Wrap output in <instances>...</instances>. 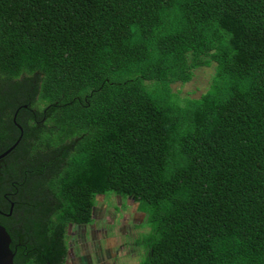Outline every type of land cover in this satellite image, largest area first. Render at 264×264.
<instances>
[{
    "label": "trees",
    "instance_id": "1",
    "mask_svg": "<svg viewBox=\"0 0 264 264\" xmlns=\"http://www.w3.org/2000/svg\"><path fill=\"white\" fill-rule=\"evenodd\" d=\"M20 135L13 264H66L109 194L144 216L138 264H264V0H0V154Z\"/></svg>",
    "mask_w": 264,
    "mask_h": 264
},
{
    "label": "rangeland",
    "instance_id": "2",
    "mask_svg": "<svg viewBox=\"0 0 264 264\" xmlns=\"http://www.w3.org/2000/svg\"><path fill=\"white\" fill-rule=\"evenodd\" d=\"M213 68L214 65L195 69L189 82L173 84L172 91L180 97L199 98L210 85ZM92 218L94 222L88 227H69L66 264L139 263L143 251L134 242L147 232V227L133 201L112 194L98 196Z\"/></svg>",
    "mask_w": 264,
    "mask_h": 264
},
{
    "label": "water",
    "instance_id": "3",
    "mask_svg": "<svg viewBox=\"0 0 264 264\" xmlns=\"http://www.w3.org/2000/svg\"><path fill=\"white\" fill-rule=\"evenodd\" d=\"M15 121V116L13 117V122ZM21 131V128L17 126ZM21 139V135L15 141V143L10 146L5 152L0 154V160L6 157L14 148L18 145ZM13 247V243L11 242L6 230L0 225V264H13L14 254L11 251Z\"/></svg>",
    "mask_w": 264,
    "mask_h": 264
},
{
    "label": "flooded vegetation",
    "instance_id": "4",
    "mask_svg": "<svg viewBox=\"0 0 264 264\" xmlns=\"http://www.w3.org/2000/svg\"><path fill=\"white\" fill-rule=\"evenodd\" d=\"M67 262H68V260H67ZM67 262H66V263H67Z\"/></svg>",
    "mask_w": 264,
    "mask_h": 264
}]
</instances>
